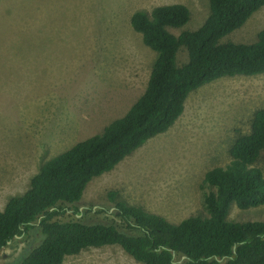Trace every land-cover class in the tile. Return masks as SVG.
<instances>
[{"label": "rangeland", "instance_id": "1", "mask_svg": "<svg viewBox=\"0 0 264 264\" xmlns=\"http://www.w3.org/2000/svg\"><path fill=\"white\" fill-rule=\"evenodd\" d=\"M171 3L190 12L173 33L196 29L209 10L208 0H0V209L26 190L45 160L100 132L142 93L155 52L129 16ZM262 28L264 6L221 40L252 42ZM186 58L181 47L177 62ZM258 108H264V74L221 77L196 88L171 127L88 182L78 216L117 221L116 200L171 222L204 214V173L230 160V145L249 130ZM256 165L264 175V151ZM227 217L264 220V204H232ZM17 240L2 248L0 262L14 259L27 243ZM61 264L141 263L118 245H105L68 255Z\"/></svg>", "mask_w": 264, "mask_h": 264}, {"label": "trees", "instance_id": "2", "mask_svg": "<svg viewBox=\"0 0 264 264\" xmlns=\"http://www.w3.org/2000/svg\"><path fill=\"white\" fill-rule=\"evenodd\" d=\"M208 3L202 24L178 33L171 29L183 27L190 17L182 3L130 14L131 27L155 52L145 88L121 116L45 160L26 190L7 198L0 209V251L17 238L27 243L14 259L0 264H61L68 255L105 245H118L141 264H264V220L227 217L232 204L241 209L264 204V175L256 165L264 151V108L256 109L249 130L234 138L230 160L204 173L199 184L204 214L171 222L116 200L117 221L89 222L78 216L88 182L171 127L191 91L221 77L264 74V28L252 42L221 40L264 0ZM181 47L187 58L179 63Z\"/></svg>", "mask_w": 264, "mask_h": 264}, {"label": "water", "instance_id": "3", "mask_svg": "<svg viewBox=\"0 0 264 264\" xmlns=\"http://www.w3.org/2000/svg\"><path fill=\"white\" fill-rule=\"evenodd\" d=\"M9 242V241H8Z\"/></svg>", "mask_w": 264, "mask_h": 264}]
</instances>
